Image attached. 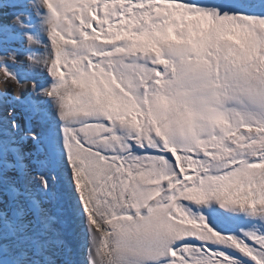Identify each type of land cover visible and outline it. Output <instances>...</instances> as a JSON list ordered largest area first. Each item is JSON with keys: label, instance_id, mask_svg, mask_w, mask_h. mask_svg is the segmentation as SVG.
<instances>
[{"label": "snow or ice", "instance_id": "snow-or-ice-1", "mask_svg": "<svg viewBox=\"0 0 264 264\" xmlns=\"http://www.w3.org/2000/svg\"><path fill=\"white\" fill-rule=\"evenodd\" d=\"M0 264H264V0H0Z\"/></svg>", "mask_w": 264, "mask_h": 264}]
</instances>
